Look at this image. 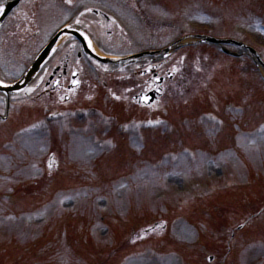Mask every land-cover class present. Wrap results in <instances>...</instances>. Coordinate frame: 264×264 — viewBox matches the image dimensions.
<instances>
[{
	"label": "rangeland",
	"instance_id": "374dc122",
	"mask_svg": "<svg viewBox=\"0 0 264 264\" xmlns=\"http://www.w3.org/2000/svg\"><path fill=\"white\" fill-rule=\"evenodd\" d=\"M147 1L144 0V8L147 11L142 16L146 20L149 17L154 19L160 17L162 20L159 21L160 26L156 29L155 36L152 35V31H148L146 24L141 26L143 22L141 21L140 24L135 22L136 25L131 28L133 35L127 36L125 38L126 41L122 36L120 41L114 36L108 35L104 30L97 34L96 38H98V41L106 44H110L112 40H118L121 44L125 42L129 46L125 47L124 45L123 48L114 49V51L126 56L146 50L161 49L178 40L181 34L188 32L209 33V29L212 28V34H216V37L219 38L231 37L244 41L246 40L244 38L245 34L249 35L251 42L248 40V43L250 42L251 44H249L257 50L260 49L261 55L264 57V29L261 27V23H264V20L261 21L253 14H246L245 12L237 15L238 8L241 7L239 10H242L245 6L251 8L254 13H260L264 9V2L260 3L258 0H218L216 3L215 0H211L212 2L210 0H174L172 1L174 6L167 8V13L169 14L173 9L172 14L168 15L161 9L163 7L161 0ZM203 1L207 2V4H202ZM166 3L165 0L164 6ZM260 4L263 9H261ZM103 5L120 17L122 15L126 21L128 20L127 22H130V25L134 23V18L129 11L126 10L124 12L116 0H103ZM59 9L62 10L60 7ZM60 10H56L52 14L47 10L45 11L46 14H43L45 21L41 22L45 30L52 32L59 25L65 23L67 20L66 16L64 17L66 20H63L60 14H55L61 13ZM43 15L41 16L42 19ZM39 38L34 40V45L25 47L24 50L16 52V55L14 51L6 53V51L2 50L0 53V81L13 83L16 78L21 76V69L25 66V62L32 64L45 44L48 35L45 36L41 33ZM64 45L63 48L65 47ZM227 48L234 52L240 51V49L233 46H227ZM201 49L203 51L207 49L212 56L223 57L222 51L218 49L217 45L202 46ZM201 49H198L197 54L195 52V58L197 62L199 61L202 64L203 68L199 81H202L211 73L213 80L211 81L210 92H204L202 95L195 97V100L189 104L176 106L172 103L163 108L165 115L172 120L169 134L165 135L162 130L145 132L144 125L140 121L129 122L127 125L121 122V129L124 126L129 128L128 131H130L128 141L124 140V145L127 148L125 147V150L123 148L122 151L119 150L120 147L117 148L111 154L99 160L98 162H103V165L101 168L100 166L97 168L92 159H96L99 156V153L96 152L100 143L98 141L101 139L95 138L97 143L94 145L92 142V145H90L89 142L79 136H73L74 138H72L74 134L72 132L78 130V135H82L83 133H92V130L97 129L99 126L108 128L111 125V117L103 119L100 118V114L92 113L83 119L73 120L72 111L68 110V115L66 114L61 121H55L56 134L65 136V139H58L54 148L49 147L50 141L46 140L49 131L47 127H43V129H35L24 135L28 140L20 143V148L23 151H18L16 160L0 158V193H11L24 188L23 190H28L29 192L27 196H30L22 203L14 204L10 207L8 205L11 204L10 202L0 201V264H118L121 260V254L131 247L129 244L130 238L131 243L137 240L133 238L134 236L128 238L130 233L138 229V227L140 228L142 224L145 225L147 222L151 224L154 219L156 221L157 216L162 213L168 220L171 219L170 221L178 217L186 218L197 226L198 229L190 231V235L180 230H175L173 237L177 239L188 238L199 230V234L197 235L196 233V240L189 245L179 242V244L159 242L155 246L156 249L161 250L168 248V251L172 250V248H175V250L180 248L183 255H180L181 258L173 257L177 262L176 264H264V247L254 244L256 242H264V209L260 214L261 216H257L246 227H244V224L246 225L247 222L241 226H238L237 222L242 217L248 220V217H251L252 214L264 207V132L248 135L249 137L253 136V138L241 134L240 138L244 141L242 143L243 154L240 152L239 155L238 153L227 151L222 154L218 162L210 161L209 155L205 151L198 154L200 158L198 162H196V159H194V162H189L187 158L191 157L186 152L175 156L165 155V159L160 158L167 149V151L169 149L179 151V146H174L176 144L182 145L186 136L196 146L199 145L202 138L203 141L200 142V146L204 148L205 145L206 149H215L217 142L212 138H208L207 135L202 134L201 137L194 135L192 138L189 136L188 133L196 131L193 129L196 125H191L190 122L187 123L185 120L186 116L192 118L201 111L209 109L218 113L221 110L220 114L224 115L221 108L226 103L236 102L239 105L251 100L250 97L254 99L257 92H260L262 94L261 98H264V91L261 86H258L254 95L249 94L251 91L250 84L255 83L257 76L248 64L247 67H244V63H241L243 60H230L233 63H240L242 68L238 67L239 69L235 70L236 64H230V67L225 66L214 73L212 68L215 66L213 65L215 59H203L201 54L199 57ZM190 51L193 53L195 50L191 49ZM60 55L58 54L51 59L50 63L55 62ZM220 63L215 62L216 65ZM15 64H19V72L15 71L18 68ZM52 64L49 71L55 65V63ZM87 65V61L83 59L82 66L85 67L83 69L85 74L88 72ZM245 68L249 71V75H252L250 77L252 83L247 79L245 73L247 70ZM88 76L91 78V73ZM179 83L184 84L183 80H180ZM205 83L203 82V85ZM186 84L188 83L186 82ZM194 85L200 86L197 83ZM240 90L242 95L238 94ZM99 95L103 96L100 93ZM80 97H83L82 93ZM104 106L108 110L109 105L106 103ZM121 106L123 105L121 104ZM218 107H220V110ZM7 108L6 101L0 99V114L4 115ZM116 109L117 107L112 105L110 111L108 110L107 112H110L109 115L116 113L120 121L127 122L132 119L128 114L129 112L123 109L124 111L121 110V113H118ZM249 113L250 111L241 121L233 119V124L238 125L237 122H240L241 128L249 127L250 124L253 125L254 123L252 120L250 121ZM34 115L25 114L23 120L17 119L11 124L18 127L24 122L31 121ZM143 117L145 116L141 115L134 119L140 120ZM233 124L231 123L234 132L235 127ZM164 126L166 132L168 122ZM204 129L205 132H209L212 129L211 123H205ZM214 136L221 141L217 135ZM258 137L260 139H257ZM187 138L185 140H188ZM140 140L143 143H148L146 147L141 146ZM134 143L138 147L144 148L142 157L135 154L136 146ZM67 145L69 146L67 147ZM231 145L233 143L227 141L224 146ZM164 147H167V149ZM51 152L54 155L51 159L53 161L50 160ZM59 157L72 168L65 167L64 172H59V179H64V176L68 177V180H71V178L77 179L83 173L96 170V173H93L91 184L107 191L112 188V181L119 178L120 175L134 174L136 180H132L133 187L130 186V188L128 185L118 187L119 189L118 191L117 189L115 190V194L110 192L95 196L94 193H88L87 195L84 192L75 197H71V194H63L61 196L62 203H60V199L55 203V205L60 203L58 210L56 206H51L45 212L31 215L29 209L48 200L47 198L50 194L55 191L52 188V184L46 186L45 182H49L46 178L50 177L48 173H53L52 171L59 162ZM156 159L159 160L155 161ZM38 160L42 164L44 162V172L42 171L43 169L39 168ZM153 161L155 164L151 165ZM42 173L44 177L40 178L43 175ZM66 173L69 175H66ZM101 173L108 175L109 179H104V182H101ZM39 178L42 181H39L41 184L37 185ZM87 178L88 176H84V180ZM27 179L30 181L23 187L22 182ZM247 179L251 180L250 183L255 186H236ZM261 183L262 186H259ZM211 191V196L209 195L207 198L201 197L203 193ZM141 193L146 195L143 196ZM69 197H71V200L68 199ZM141 197L146 198L145 203L140 202L142 206L145 205V208L138 203ZM31 200L32 204H30ZM105 206L110 208V210L107 209L110 212L129 213L126 216L127 221L118 217L119 214H116L109 217V219H107L109 215L106 216V222L100 224L103 217L99 216V214L107 211L104 209ZM89 207H91V210ZM82 212L87 213V217L93 215L92 221L89 222L87 218L84 221L81 218L84 215ZM179 212L185 214H177ZM186 215L189 217H185ZM166 223V221L154 222L153 226L141 229L137 233L157 231L164 227ZM69 225L71 227H68ZM185 227L187 226L184 225L181 230H184ZM237 228H240V230L236 232ZM134 239L136 240L134 241ZM142 239L146 238L142 237L137 242ZM70 242L73 244L70 249L74 256L80 254L86 257L77 258L76 260L68 250ZM145 246L147 249L150 248L147 247L149 246L148 244ZM150 254H152L151 249L148 250L147 255ZM210 256H212V262L208 261ZM141 264L149 263L142 261ZM172 264L175 263L173 262Z\"/></svg>",
	"mask_w": 264,
	"mask_h": 264
},
{
	"label": "water",
	"instance_id": "95a60500",
	"mask_svg": "<svg viewBox=\"0 0 264 264\" xmlns=\"http://www.w3.org/2000/svg\"><path fill=\"white\" fill-rule=\"evenodd\" d=\"M46 56V54L42 55L41 58L39 59L38 63L35 65V67L30 71V73L27 75V77L24 79V84L26 82H28L30 80V78L32 77V75L35 73L37 67L39 66V64L43 61L44 57ZM3 89V88H2ZM3 90H6V91H10L12 90L11 88L10 89H3Z\"/></svg>",
	"mask_w": 264,
	"mask_h": 264
},
{
	"label": "trees",
	"instance_id": "16d2710c",
	"mask_svg": "<svg viewBox=\"0 0 264 264\" xmlns=\"http://www.w3.org/2000/svg\"><path fill=\"white\" fill-rule=\"evenodd\" d=\"M127 87H128V85L125 84V85H124V89H125L126 91H128V88H127ZM151 109L153 110L154 108L152 107Z\"/></svg>",
	"mask_w": 264,
	"mask_h": 264
},
{
	"label": "snow or ice",
	"instance_id": "6c2138e0",
	"mask_svg": "<svg viewBox=\"0 0 264 264\" xmlns=\"http://www.w3.org/2000/svg\"><path fill=\"white\" fill-rule=\"evenodd\" d=\"M0 11H2V8H0ZM119 97H117V99H118Z\"/></svg>",
	"mask_w": 264,
	"mask_h": 264
}]
</instances>
